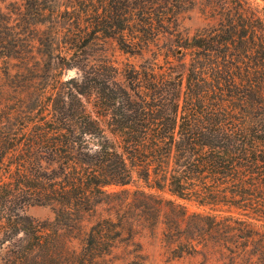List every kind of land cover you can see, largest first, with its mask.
Masks as SVG:
<instances>
[{"label":"trees","instance_id":"1","mask_svg":"<svg viewBox=\"0 0 264 264\" xmlns=\"http://www.w3.org/2000/svg\"><path fill=\"white\" fill-rule=\"evenodd\" d=\"M197 4L58 0L53 10L37 6L25 37L0 7L8 264H148L140 239L161 223L175 258L264 264V7L206 0L210 23L185 36L180 18ZM108 41L135 58L159 52L143 65L105 61L63 81L60 61L90 62ZM135 178L176 199L107 190ZM179 200L209 210L191 213ZM30 206L54 218L34 220Z\"/></svg>","mask_w":264,"mask_h":264},{"label":"rangeland","instance_id":"2","mask_svg":"<svg viewBox=\"0 0 264 264\" xmlns=\"http://www.w3.org/2000/svg\"><path fill=\"white\" fill-rule=\"evenodd\" d=\"M206 0H198L196 8L190 12L183 14L180 18V31L183 32L185 36L193 37L198 29L209 24L210 21L204 17L201 13V4L205 3ZM252 9H262L264 3L261 0H247ZM58 0H0V7L3 8L4 12L12 16L14 24L19 26L17 32L22 35V37L29 36V22L31 19V14L37 8L38 5H41L46 10H53L57 7ZM1 21V17H0ZM15 33V31H14ZM158 48H152L151 52L147 55L146 59L135 58L128 54H124L119 50L116 43L113 41H108L106 48L102 51L90 54V62L86 61L83 56L73 57L72 60L67 59V61H60L61 64L66 67L65 75L63 76V81H69L75 77H78L81 72L79 68L89 70L92 65L103 66L105 61H110L116 67L125 68L128 64L143 65L148 58L153 57L154 52H159ZM164 53V52H163ZM191 56L186 57L185 62L188 63ZM18 61L12 62L13 66L17 64ZM165 61L162 59L161 64H164ZM175 65L179 63L174 61ZM7 69V64L3 59L0 60V70L4 71ZM185 90V82L182 86L181 93V102L183 99V93ZM21 100H27L29 97L23 96L18 98ZM9 100V99H8ZM13 100V99H10ZM90 102V100H86ZM137 187L144 189L150 193L160 196L165 201L175 200L176 198L172 196L167 190L158 191L156 189H149L142 180L135 178L134 183L125 187H108L109 192H117L124 189L134 190ZM179 203L185 204L188 206L190 212H203L204 210L208 211V208L198 207L196 204H188L183 201H178ZM224 213H228V209L224 208ZM26 214L37 221H47L54 218V213L49 207L42 206H30L26 209ZM165 225L161 223L158 227L157 232L154 235H144L140 242L143 244L144 253L147 256L148 264H205V261L202 257H190L185 256L182 258H175L173 254L168 249L166 243L163 241V231ZM5 231L2 232L0 237V264H8L9 254H10V245L8 243L2 244L1 238H4Z\"/></svg>","mask_w":264,"mask_h":264}]
</instances>
